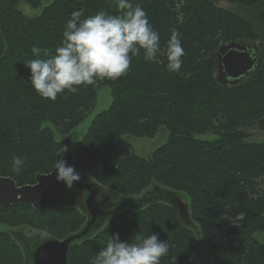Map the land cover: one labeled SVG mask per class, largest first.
Here are the masks:
<instances>
[{"label":"trees","instance_id":"1","mask_svg":"<svg viewBox=\"0 0 264 264\" xmlns=\"http://www.w3.org/2000/svg\"><path fill=\"white\" fill-rule=\"evenodd\" d=\"M223 1L244 16L210 0H130L160 36L157 60L145 61L141 51L126 76L50 101L30 84L25 63L36 58L32 47L54 53L72 12L83 9L81 19L99 11L117 15L114 0H0V176L18 186L34 184L36 175L50 173L70 151L76 172L116 194L139 196L153 183L184 194L202 236L181 224L173 206L158 201L124 209L76 241L68 264H91L117 233L128 243L152 234L167 241L160 264H264V243L254 237L264 235V142L251 140L254 132L264 134V0ZM21 5L38 13L26 14ZM172 29L184 49L178 73L168 71L164 55ZM232 41L261 42V65L246 82L220 85L214 59L219 46ZM103 87L110 90L108 109L94 116L80 141H57L48 125L61 136L70 134ZM160 127L168 139L148 158L136 156L124 140L153 139ZM14 157L25 161L19 173L12 170ZM68 194L45 210L0 208V264H32L29 251L37 236L62 240L81 231L86 217L63 204ZM22 228L35 232L29 242L17 232Z\"/></svg>","mask_w":264,"mask_h":264},{"label":"clouds","instance_id":"2","mask_svg":"<svg viewBox=\"0 0 264 264\" xmlns=\"http://www.w3.org/2000/svg\"><path fill=\"white\" fill-rule=\"evenodd\" d=\"M119 14L105 11L81 19L84 10L71 13L60 46L51 49L33 46L26 66L31 70L30 84L37 95L55 101L59 94L76 93L81 87H95L105 80L115 81L129 72L133 57L143 51L145 61H156L160 51V36L153 30L147 13L130 0H114ZM164 55L169 72L178 73L182 67L184 49L177 30H171ZM12 170L19 173L25 165L20 157L11 161ZM57 181L67 188L80 176L72 166L57 159L53 165ZM170 245L156 234L135 237V242H122L114 234L92 259L91 264H160Z\"/></svg>","mask_w":264,"mask_h":264},{"label":"water","instance_id":"3","mask_svg":"<svg viewBox=\"0 0 264 264\" xmlns=\"http://www.w3.org/2000/svg\"><path fill=\"white\" fill-rule=\"evenodd\" d=\"M262 49L263 44L259 41H232L219 46L214 59L215 81L220 85L235 86L252 79L261 65ZM64 143L68 144L69 142ZM61 160L66 162V166H72L71 152L66 151ZM56 176L57 172L53 169L48 174L36 175L34 184L23 186H18L9 177L0 176V208L29 205L34 211H40L59 206L67 186L64 182L57 181ZM73 188L86 193L84 205L87 221L84 227L80 232L62 240L49 237L42 239L32 251H29L32 264H68L67 255L71 246L76 241L93 233L96 224L98 225L99 222L111 218L124 209L137 210L158 201L173 206L178 212L181 224L188 228L186 226L190 220L188 205L179 204L181 199L177 194L158 187H154L153 194L145 191L143 196L138 199L126 200L106 209L96 206V200L103 189L99 184L90 179L85 181L80 179L73 182ZM185 213L188 215V220H183ZM179 214L181 218H179ZM97 220H99L98 223ZM25 246L28 247L27 241Z\"/></svg>","mask_w":264,"mask_h":264},{"label":"rangeland","instance_id":"4","mask_svg":"<svg viewBox=\"0 0 264 264\" xmlns=\"http://www.w3.org/2000/svg\"><path fill=\"white\" fill-rule=\"evenodd\" d=\"M210 1L215 6H217L219 8L227 9L231 12L237 13L240 16H244V11L240 7H237L235 5H229L226 2H224L223 0H210ZM20 9L24 13L30 14V15L31 14L34 15V14L38 13V11L36 12L35 10H32L27 5H21ZM110 104H111L110 90L108 87H103L98 91L94 108L87 114V116L81 122V124H79L73 131H71L70 134L65 135V136H61L53 126H51V125H48V126L52 129L53 134L55 136V139L57 141H59V142H62V141L63 142H78L82 139V137L86 133V131H87L92 119L94 118V116L100 112L107 110L108 107L110 106ZM208 137H209L208 135L202 136V138H205V139H207ZM167 139H168V131L166 130L165 127H160L157 135L153 139L135 138V137H132L129 135L124 136V140L132 146L134 154L140 158H148L155 149H157L160 146H162L163 144H165ZM251 140L255 141V142H264V134L254 132V135H253V137H251ZM79 176H80V179L82 181L86 180V177L82 176L81 174H79ZM154 187H158L164 191L177 194V196H179V198L182 201V202L179 201V204H181V203L187 204L188 205V213H189V200H188L187 196H185L182 193L175 192L169 188L161 187V186L154 184V183L151 184L150 187L146 191L153 194L155 192ZM144 193L145 192H143L139 196H123V195L116 194V193H114V192H112L106 188H103L100 192V198H101L100 200H101V204L103 206H105V208H108L109 206L118 205V204H120L126 200L138 199L141 196H143ZM63 202H64L63 204L65 206L76 207L86 216L83 201H81V199L78 196L68 195L64 199ZM182 216H183V213H182ZM179 218H181L180 214H179ZM107 220L108 219L99 222V224L93 230L92 234H94L95 232L102 229V227L105 225ZM183 220H188V215L186 213H185V218ZM186 226H188V228L193 231L196 238H199V239L202 238L199 227L195 223H193L191 219L187 222ZM7 229L8 228H3L2 231H10ZM17 230H18L17 232H19V234L22 237L26 238L27 241L30 239L32 240V238L35 236V232H33V230H29L27 228H24V229L22 228V229H17ZM254 237L256 238V240L264 243V235L258 233V234H255ZM41 238H42V236H37L34 239V241L32 242L31 247L36 246L42 240ZM27 260H28V258H27Z\"/></svg>","mask_w":264,"mask_h":264},{"label":"flooded vegetation","instance_id":"5","mask_svg":"<svg viewBox=\"0 0 264 264\" xmlns=\"http://www.w3.org/2000/svg\"><path fill=\"white\" fill-rule=\"evenodd\" d=\"M66 154V151H64V154L63 155H65ZM62 155V156H63ZM82 181V180H81ZM66 193H70V194H68V195H76V196H78L80 199H81V201H83V204H84V202H85V199H86V193L85 192H82V191H79V190H76V189H74L73 187L71 188V189H69V188H67L66 189V192L64 193V194H66ZM67 195V196H68ZM66 196V197H67ZM101 198H100V195H99V197L97 198V200H96V206L98 207V208H103V209H106L105 208V206H103L102 204H101V200H100ZM105 205V204H104ZM84 210H85V205H84ZM85 212H86V210H85ZM89 217V216H88ZM100 220V219H99ZM99 220H97V223H98V221ZM86 221H87V219H86ZM97 226V224L95 225V227ZM22 242L23 243H25L26 242V240H24V239H22Z\"/></svg>","mask_w":264,"mask_h":264}]
</instances>
